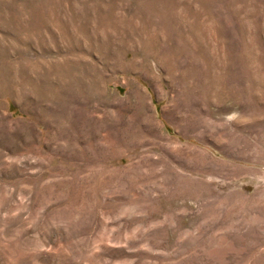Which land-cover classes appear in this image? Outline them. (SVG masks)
Masks as SVG:
<instances>
[{
  "label": "rangeland",
  "instance_id": "1",
  "mask_svg": "<svg viewBox=\"0 0 264 264\" xmlns=\"http://www.w3.org/2000/svg\"><path fill=\"white\" fill-rule=\"evenodd\" d=\"M0 264H264V0H0Z\"/></svg>",
  "mask_w": 264,
  "mask_h": 264
}]
</instances>
